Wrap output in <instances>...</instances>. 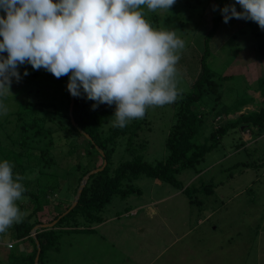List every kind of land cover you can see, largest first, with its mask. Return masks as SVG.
I'll use <instances>...</instances> for the list:
<instances>
[{"label":"rangeland","instance_id":"374dc122","mask_svg":"<svg viewBox=\"0 0 264 264\" xmlns=\"http://www.w3.org/2000/svg\"><path fill=\"white\" fill-rule=\"evenodd\" d=\"M226 3V0H205L201 15L195 14L192 19L185 11L180 13L173 7L168 11L145 9L146 19L154 28L175 31L185 42L177 64L178 91H189L199 76L204 35L212 24V15L220 14L219 8ZM237 11H241L239 5ZM181 16L185 25L178 24ZM210 50L208 61L217 76H232L219 79L222 94L218 104L216 95L204 94L199 106L204 121L196 134L201 143L209 142L213 126L224 125L242 111L258 110L262 101L257 88L259 76L264 73V61L258 59L248 20L231 18L227 24L222 22L210 42ZM25 69L27 76H23ZM18 71L22 79L19 82L13 79L10 94L0 98L7 109L0 115V160L11 155L21 135L19 127L23 121L14 112L25 101L22 90H27L26 99L40 98L42 94L35 90L38 84L32 81L33 73L40 71L36 78L40 81L47 74L46 70H34L28 64L21 65ZM249 97L240 112L218 117L211 111L215 106L216 109L224 104L231 106L236 99ZM139 120L141 128L133 142L137 145L145 142L144 160L149 163L164 160L168 154L165 140L176 122L174 103L149 107ZM256 131L253 126L230 128L195 168H186L177 175L184 187L192 184L197 188L194 203L171 183L140 175L132 183L141 193H132L125 199L113 195L102 212L103 225L93 224L89 227L92 230L86 231L81 230L88 228L81 221L77 227L61 230L58 249L46 252L44 264H264V132L255 136ZM73 134L66 138L62 130L56 129L52 137L33 143L43 147L49 138L53 139L57 164L43 167L42 172L35 161L36 150H31L29 158L24 157L25 170L21 172L24 187L31 190L39 186L41 196L49 199V204L33 217L41 223L49 222L73 200L75 188L84 179L79 183L80 171L74 166L82 161L91 168L85 158L83 136ZM126 142V137L119 140L111 159L113 169L132 158L125 150ZM100 162L98 158L96 165ZM203 184L212 185L213 190L204 191ZM50 189L53 191L47 192ZM22 203L25 204L20 207ZM17 204L23 216L31 213L26 196ZM1 237L3 242L8 240ZM32 247L29 241L14 240L12 249L0 250V264H4L2 258L9 252L26 254Z\"/></svg>","mask_w":264,"mask_h":264},{"label":"clouds","instance_id":"9594fccd","mask_svg":"<svg viewBox=\"0 0 264 264\" xmlns=\"http://www.w3.org/2000/svg\"><path fill=\"white\" fill-rule=\"evenodd\" d=\"M176 0H0V98L28 64L68 77L73 97L115 105L112 127L142 119L149 107L178 97L177 64L185 42L175 31L156 29L148 11L169 10ZM236 5L241 11H237ZM216 6H213V10ZM219 11L254 21L264 30V0H235ZM4 53L7 55L5 56ZM29 73L25 69L23 76ZM7 109L0 101V115ZM13 164L0 160V234L23 220L17 201L26 191Z\"/></svg>","mask_w":264,"mask_h":264},{"label":"trees","instance_id":"16d2710c","mask_svg":"<svg viewBox=\"0 0 264 264\" xmlns=\"http://www.w3.org/2000/svg\"><path fill=\"white\" fill-rule=\"evenodd\" d=\"M227 4L235 3V0H226ZM205 0H176V3L171 6L176 8L178 12H186L187 16L191 18L196 14L201 15V10ZM237 9V5H236ZM1 15V12H0ZM184 16V15H183ZM182 16L180 17V19ZM186 21L183 18L178 21L179 25H185ZM223 22L221 13H214L212 15V24L206 34L204 35V50L200 56L199 62L201 72L199 76L192 83L189 91H178V97L174 102L176 122L169 130L168 136L165 140L167 149V156L164 160L156 163H149L144 160L143 151L145 142L138 144L133 142L134 137L138 134V129L141 128V121L135 119L132 123L127 124L124 128L112 127L114 119L115 105L100 104L95 110L92 109L94 101L81 97H73L72 113H70L71 95L67 91L66 85L68 82L67 76L60 78L54 77L51 73L46 72L44 79L36 80L40 71H34L32 81L38 84L35 89L36 92L41 93L40 98H35L34 101L26 99V88L22 90L25 101L19 103V108L14 112L18 120H22L23 124L19 127L20 137L16 140V149L12 150L11 155H7V160L14 164V174H19L25 170L24 157L32 156L31 150L38 152L35 161L42 168L52 167L57 164L55 155L53 154V139L49 138L48 142L39 147L34 142L41 138L52 137L54 130L59 129L63 131L66 138H70L72 134L81 135L85 141V155L89 161V167L85 166L82 161H79L75 166V170L80 171L78 178L79 183L91 171L99 169L103 166L104 160L106 164L102 170L89 174L85 181V185L81 191L77 204L69 210L74 202L77 190L80 186L75 188V195L73 202L65 206L61 211H58L49 222L56 221L51 228H34L37 225L44 224L40 220L33 219V217L41 211L44 206L49 204L48 197H42L39 192V186L23 193L27 197V203L32 206L30 214L23 216V220L19 224H13L11 228L4 234H0V241L3 242L2 235L8 237L9 241H29L32 243V250L26 254H14L9 252L5 259L2 258L4 264H35V257L39 251V258L37 264H44V257L47 251L57 250V242L60 238V231L65 228L77 227L83 221L84 226L81 230H92L91 225L101 224L104 222L102 212L106 205L111 201L113 195L117 194L122 199L127 198L132 193H141V190L134 186L132 181L140 175L157 178L163 182L171 183L179 190L184 192L189 198L190 203H194L193 193L197 188L193 185L184 187L177 175L186 168H195L230 128L246 126L256 127L255 136L262 135L264 132V73L260 74L258 79V90L262 97L261 106L258 110L241 111L243 106L247 104L246 100L236 99L234 105L211 109L215 116L222 117L228 114L240 112L236 117L227 119L224 125L212 128L209 135V142H198L196 134L204 121V112L199 108L202 104L204 94L212 93L215 96L216 104L221 99L220 82L219 79H226L231 77V74H221L217 76L215 70L211 67L208 61L210 55V42L219 30L220 24ZM250 26V33L255 38V45L257 47L258 59L264 61V30L251 20H248ZM28 82V80H26ZM27 86V85H26ZM25 86V87H26ZM31 88V87H29ZM45 90H44V89ZM21 90V89H20ZM19 90V91H20ZM26 90V91H25ZM43 90V91H42ZM51 90V91H50ZM31 91V90H29ZM29 94V93H28ZM58 94V96H57ZM36 96L37 93H35ZM56 126L53 129L52 126ZM73 134V135H74ZM128 135V136H126ZM127 139L125 150L132 156L130 160H124L112 168L111 159L115 153L116 147L120 139ZM72 150V149H71ZM69 150V151H71ZM98 158L101 160L99 165H96ZM30 167H34L33 165ZM198 172V171H197ZM22 182V181H21ZM201 188L208 191L213 190L212 185H202ZM52 189V188H51ZM47 192H51L53 190ZM48 194V193H47ZM49 195V194H48ZM194 201V202H193ZM25 203L20 204L23 207ZM200 204V203H199ZM69 210V211H68ZM68 211V212H66ZM34 233V235H33ZM0 250L10 249L0 245ZM12 249V248H11Z\"/></svg>","mask_w":264,"mask_h":264},{"label":"water","instance_id":"95a60500","mask_svg":"<svg viewBox=\"0 0 264 264\" xmlns=\"http://www.w3.org/2000/svg\"><path fill=\"white\" fill-rule=\"evenodd\" d=\"M72 107H73V96L71 95L70 113H72ZM105 164H106V161L104 160L103 166H102L101 168H99V169H95V170L91 171L89 174H92V173H94V172H97V171H99V170H102V169L104 168ZM89 174L86 175V177H85V178L83 179V181L81 182V184H80V186H79V188H78V191H77V193H76V196H75L74 202H73L72 205L70 206L69 210L72 209V208L77 204L78 199H79L80 194H81V191H82V189H83V187H84V185H85V181H86L87 177L89 176ZM69 210H68V211H69ZM68 211H66V212H68ZM55 223H56V221H53V222H50V223L40 224V225H37V226L34 228V230H36L37 228H51V227H53V226L55 225ZM39 251H40V249H39V247H38V253H37L36 257H35V264H37V262H38Z\"/></svg>","mask_w":264,"mask_h":264},{"label":"built area","instance_id":"2783aa9c","mask_svg":"<svg viewBox=\"0 0 264 264\" xmlns=\"http://www.w3.org/2000/svg\"><path fill=\"white\" fill-rule=\"evenodd\" d=\"M34 235V233H33ZM0 245L3 246V247H6L8 249H11L14 247V241H9V242H2L0 241Z\"/></svg>","mask_w":264,"mask_h":264},{"label":"crops","instance_id":"0c3cea01","mask_svg":"<svg viewBox=\"0 0 264 264\" xmlns=\"http://www.w3.org/2000/svg\"><path fill=\"white\" fill-rule=\"evenodd\" d=\"M158 183H159V181H157ZM104 224H105V222H104ZM100 225H103V223L102 224H100Z\"/></svg>","mask_w":264,"mask_h":264}]
</instances>
